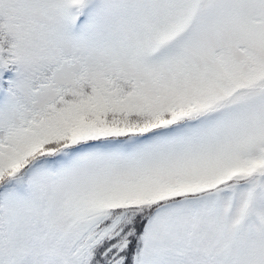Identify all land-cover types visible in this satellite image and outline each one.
<instances>
[{
  "label": "snow or ice",
  "instance_id": "1",
  "mask_svg": "<svg viewBox=\"0 0 264 264\" xmlns=\"http://www.w3.org/2000/svg\"><path fill=\"white\" fill-rule=\"evenodd\" d=\"M0 264H264V0H0Z\"/></svg>",
  "mask_w": 264,
  "mask_h": 264
}]
</instances>
